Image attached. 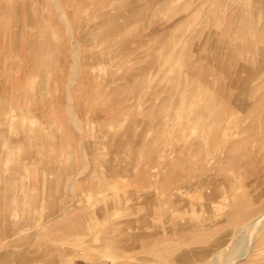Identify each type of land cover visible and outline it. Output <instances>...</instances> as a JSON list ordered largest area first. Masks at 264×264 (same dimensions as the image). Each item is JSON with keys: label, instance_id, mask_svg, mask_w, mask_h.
Returning <instances> with one entry per match:
<instances>
[{"label": "rangeland", "instance_id": "374dc122", "mask_svg": "<svg viewBox=\"0 0 264 264\" xmlns=\"http://www.w3.org/2000/svg\"><path fill=\"white\" fill-rule=\"evenodd\" d=\"M263 209L264 0H0V264L224 262Z\"/></svg>", "mask_w": 264, "mask_h": 264}, {"label": "bare ground", "instance_id": "6f19581e", "mask_svg": "<svg viewBox=\"0 0 264 264\" xmlns=\"http://www.w3.org/2000/svg\"><path fill=\"white\" fill-rule=\"evenodd\" d=\"M205 32H204V34H205ZM67 98H68V96H67ZM67 98H66V100H68ZM244 147H246V146L244 145ZM240 153H242V152H240ZM235 154H236V152H235ZM244 156H245V154H244ZM231 157H230V160L232 159ZM238 157H239V155H238ZM240 157H239V159H240ZM244 158H248V155H247V157L245 156ZM247 161H249V159ZM212 162H214L213 155H211L210 157H207V158L204 159L203 165L205 166V171H208L207 167H210ZM215 162H216V160H215ZM229 163H230V161H229ZM228 164H226V165H228ZM231 164H232V161H231ZM229 174L231 175L230 177H233L235 179L238 176V174L236 175L234 173L233 169H230V173ZM211 197H213V194H212ZM240 210L239 211L237 210V211L234 212V215L237 216V218H238L240 223H239V227L236 228L234 231L232 230L233 228H231V230L233 232L231 231L230 238L234 237L235 240H234V242L232 243V246H231L232 248L230 250V258L229 259H227L224 262H221L216 257V254L218 253V250H219L220 247H217V246L212 244L214 242V241L211 242V240L213 239L212 238L210 240V242H211L210 245L212 244V246L211 247H210V245L209 246L208 245L205 246V247H210V249L199 248V249H202V250H197V247L195 248V246L197 244L194 247L193 246L192 247L186 246V248L183 249L180 253H177L176 255H174L172 260L174 262L183 263V264H200V263H202V264H234V262L236 260H241V259L243 260L245 258V256L249 253V251H251L250 247L253 246V243H254L255 239H257V238H255L257 236V234L258 233L260 234L261 230L264 229V209L261 212L252 213V214H250L247 210H245V212H243V211L240 212ZM185 231H187V230H185ZM186 233H189V232L187 231ZM224 234H226V233H224ZM157 236H158L157 233H155V234H153V236H147V235L146 236H142L141 238H139V240H141L144 243V245L150 246L153 243H155L157 241V239H159ZM196 236H198V235H196ZM217 236H218V234H217ZM217 236H216L215 239H218ZM205 244H203V245H205ZM199 246H202V245H199ZM249 255H251V254H249Z\"/></svg>", "mask_w": 264, "mask_h": 264}]
</instances>
